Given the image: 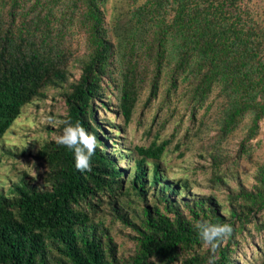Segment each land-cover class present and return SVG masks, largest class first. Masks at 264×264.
I'll return each mask as SVG.
<instances>
[{"label": "trees", "instance_id": "trees-1", "mask_svg": "<svg viewBox=\"0 0 264 264\" xmlns=\"http://www.w3.org/2000/svg\"><path fill=\"white\" fill-rule=\"evenodd\" d=\"M248 1L148 0L115 42L106 0H0V142L24 106L64 85L58 130L65 120L79 122L98 142L91 171H78L73 151L54 139L35 155L45 167L39 179L22 172L0 183V264H207L210 252L196 228L205 220L233 226L216 264H238V235L259 226L264 214V164L250 188L238 182L230 189L224 207L215 196L192 194L188 179L166 174L161 159L168 141L135 147L133 165L122 168L107 150L98 111L107 110L115 88L130 122L141 93L148 88L150 102L165 79L167 97L185 84L193 116L216 93L224 137L246 116L247 139L254 137L264 119V5L258 11ZM75 23L86 39L80 55L67 42ZM106 197L115 218L135 231L129 256L93 216Z\"/></svg>", "mask_w": 264, "mask_h": 264}, {"label": "rangeland", "instance_id": "rangeland-1", "mask_svg": "<svg viewBox=\"0 0 264 264\" xmlns=\"http://www.w3.org/2000/svg\"><path fill=\"white\" fill-rule=\"evenodd\" d=\"M146 1L106 0L103 7L105 21L115 42L124 38L126 26L131 27L133 23L135 8ZM248 2L262 11L264 0ZM76 23L69 27L67 42L74 54L80 55L86 52V39ZM73 73L74 78L79 77L78 69ZM163 82L157 96L150 102H147L149 89L141 93L130 122H126L119 111L118 90L111 88L108 91V94L111 93V99L106 98L108 108L98 111L108 136V152L115 151L119 165L127 169L133 165V158L136 157L135 147H149L152 143L160 145L168 141L161 159L166 174L170 178H186L192 182V194L212 195L221 205L228 206L227 193L230 189L236 188L238 182L250 188L254 184L257 168L264 164V119L252 138L247 139L251 116H246L232 133L224 137L220 131L216 93L193 116L185 84L177 93L167 97L168 85L165 79ZM67 87L49 88L45 98L23 107L21 115L0 142L4 149L11 148L16 153L8 157L0 150V183L14 180L22 172L38 179L44 173L45 167L35 159V155L43 143L57 139L61 134L58 128L60 117L66 114L63 94ZM211 102H214L212 107ZM50 118L54 120L53 123H49ZM24 149L28 152L26 157L21 155ZM214 155L218 159L217 166H214ZM217 176L223 177L224 182H218ZM104 200L97 212L93 213L95 221L104 223L117 249L129 256L134 248L131 237L135 231L119 222L108 204L109 198ZM238 244L234 253L238 264H259L263 260L264 214L260 216L259 226L255 223L247 225L238 235Z\"/></svg>", "mask_w": 264, "mask_h": 264}, {"label": "clouds", "instance_id": "clouds-1", "mask_svg": "<svg viewBox=\"0 0 264 264\" xmlns=\"http://www.w3.org/2000/svg\"><path fill=\"white\" fill-rule=\"evenodd\" d=\"M53 122L54 120L50 118L49 123ZM56 142L73 151L75 168L78 171L83 173L92 170L91 158L95 154L98 142L96 136L88 132L79 122L73 124L65 120L63 131ZM196 228L202 245L210 252L207 264H216V253L221 243L233 234V226L229 223L216 224L205 220L198 223Z\"/></svg>", "mask_w": 264, "mask_h": 264}]
</instances>
